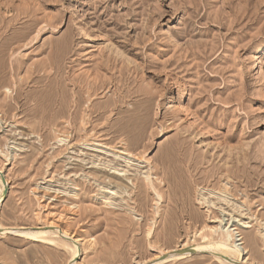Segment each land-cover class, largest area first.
Here are the masks:
<instances>
[{"label": "rangeland", "instance_id": "374dc122", "mask_svg": "<svg viewBox=\"0 0 264 264\" xmlns=\"http://www.w3.org/2000/svg\"><path fill=\"white\" fill-rule=\"evenodd\" d=\"M0 169V264H264V0H0Z\"/></svg>", "mask_w": 264, "mask_h": 264}, {"label": "bare ground", "instance_id": "6f19581e", "mask_svg": "<svg viewBox=\"0 0 264 264\" xmlns=\"http://www.w3.org/2000/svg\"><path fill=\"white\" fill-rule=\"evenodd\" d=\"M2 171H3V169H0V200H1V202L4 200L5 187H6V184H7V183L3 182V178H2V175H1ZM56 228H58V225L56 226ZM0 229H5V227L3 228V226H1V223H0ZM0 231H2V230H0ZM227 231H228V234H230L228 236H230V238L234 239L233 237H235V234H236L235 232H233L234 230H232V231L227 230ZM64 232H65V234L69 235L68 231H65V229H64ZM20 233L21 234L32 235L34 237H40V236H43L45 234L51 233V231L47 230V229H43V230H38V231H22ZM230 238L225 239V238L222 237L220 240L216 241L215 244H212L211 247H214L216 250H219V253H222L224 255H228L229 256V255L234 253L235 255L238 254L239 256H242L243 252H244V251L242 252L241 247H240V245L242 243H238L237 242L240 239H238V240L235 239L234 242L232 243ZM78 245H79V240H74V245L72 246L73 247V255H74V257L77 255L78 252H80V249H78L79 248Z\"/></svg>", "mask_w": 264, "mask_h": 264}, {"label": "water", "instance_id": "95a60500", "mask_svg": "<svg viewBox=\"0 0 264 264\" xmlns=\"http://www.w3.org/2000/svg\"><path fill=\"white\" fill-rule=\"evenodd\" d=\"M1 173H2L3 182L4 183H7L5 174L3 172H1ZM8 191H9V189H8V187H6V189H5V197L8 195ZM184 250H186V251H193V249L191 247H188L187 249H184ZM179 252H183V250H180Z\"/></svg>", "mask_w": 264, "mask_h": 264}]
</instances>
